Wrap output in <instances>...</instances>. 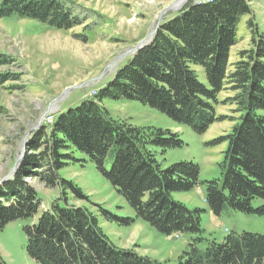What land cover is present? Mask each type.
<instances>
[{"label":"trees","instance_id":"16d2710c","mask_svg":"<svg viewBox=\"0 0 264 264\" xmlns=\"http://www.w3.org/2000/svg\"><path fill=\"white\" fill-rule=\"evenodd\" d=\"M250 13L248 0H189L92 98L60 111L51 124L42 123L30 135L17 169L0 184V229L36 216L23 227L25 251L34 264H166L115 246L93 212L69 203L66 191L83 199L80 189L58 174L74 160L73 151L85 155L135 213L130 218L101 210L105 220L125 226L140 220L162 234L190 236L177 264H263V234L241 231L220 241L205 238L203 210L189 209L173 197L202 185L214 214L224 208L264 213V207L252 204L264 200V33L254 28L251 47L229 61L237 24ZM11 15L58 29L81 23L70 0H0V18ZM195 67L202 69L204 81ZM226 84L240 114L221 138L227 144L220 174L211 180H199V166L192 161L163 167L157 160L153 148L163 152L180 146L178 134L115 119L102 103L137 101L203 133L218 120L217 95ZM30 177L46 188H59L58 197L40 213L41 199L27 181ZM0 264H5L1 256Z\"/></svg>","mask_w":264,"mask_h":264},{"label":"rangeland","instance_id":"374dc122","mask_svg":"<svg viewBox=\"0 0 264 264\" xmlns=\"http://www.w3.org/2000/svg\"><path fill=\"white\" fill-rule=\"evenodd\" d=\"M80 24L58 29L35 19L11 15L0 18V181L9 175L26 141L42 124L47 114L57 118L64 107L77 106L92 98V91L106 84L115 71L131 57L128 49L144 39L157 24L176 14L189 0L174 6L175 0H70ZM251 13L241 16L237 24V42L230 50L229 61L251 47L253 29L264 33V0H248ZM253 26H250L249 22ZM204 81L202 69L195 67ZM232 67H229L231 70ZM226 84L217 95V121L203 133L178 124L160 111L130 100H103L115 119L136 126H154L178 134L182 144L161 151L153 148L163 167L179 161H192L199 166V180L218 178L226 141L240 112L232 100L234 91ZM93 93V92H92ZM69 106V107H68ZM53 119V120H54ZM69 160L58 174L75 184L83 199L67 192L69 203L85 206L93 212L99 226L119 248H132L166 264H177V256L190 236L162 234L146 222L137 220L125 226L105 220L101 210L119 217L134 218L135 213L89 159L70 152ZM108 157L105 167L109 168ZM41 199L40 211L59 195V188H46L37 177L27 178ZM176 200L189 208L202 209V235L220 241L230 232H252L264 235V213L246 214L224 208L214 214L205 200L202 185L186 192L173 193ZM253 207H264L255 199ZM32 219H18L0 229V256L5 264H34L25 251L23 227ZM226 229V231H225ZM264 264V258H263Z\"/></svg>","mask_w":264,"mask_h":264},{"label":"water","instance_id":"95a60500","mask_svg":"<svg viewBox=\"0 0 264 264\" xmlns=\"http://www.w3.org/2000/svg\"><path fill=\"white\" fill-rule=\"evenodd\" d=\"M158 25H156V27L154 28V30H152L144 39H142L141 41H139L136 45H134L133 47H131L130 49H128V53H135L138 49H140L141 47H143L144 45H146L152 38V36L154 35L156 29L158 28ZM23 156V153L21 154L20 158L17 159V161L15 162V164L13 165V167L10 169L9 171V175L4 177L1 181H0V184L5 180L7 179L9 176H11L15 170L17 169L19 163H20V160Z\"/></svg>","mask_w":264,"mask_h":264},{"label":"bare ground","instance_id":"6f19581e","mask_svg":"<svg viewBox=\"0 0 264 264\" xmlns=\"http://www.w3.org/2000/svg\"><path fill=\"white\" fill-rule=\"evenodd\" d=\"M185 1H187V0H175V3H174V6H180V5H182V4H184L185 3ZM93 92V93H92ZM91 92V95L93 96V95H95V91H92ZM53 116L52 115H50V117L49 118H47V121L45 122V123H47V124H51L52 123V121H53Z\"/></svg>","mask_w":264,"mask_h":264},{"label":"crops","instance_id":"0c3cea01","mask_svg":"<svg viewBox=\"0 0 264 264\" xmlns=\"http://www.w3.org/2000/svg\"><path fill=\"white\" fill-rule=\"evenodd\" d=\"M98 88H100V87H98ZM69 107V106H68ZM67 107H64L63 109H61L60 111H64L65 109H66ZM140 254V253H139ZM141 255H143V254H141ZM144 256H147V255H144ZM151 258V257H150ZM153 259V258H152ZM156 260V259H155ZM157 261H160V260H157ZM161 262V261H160Z\"/></svg>","mask_w":264,"mask_h":264},{"label":"built area","instance_id":"2783aa9c","mask_svg":"<svg viewBox=\"0 0 264 264\" xmlns=\"http://www.w3.org/2000/svg\"><path fill=\"white\" fill-rule=\"evenodd\" d=\"M49 117H50V114H47V115L45 116V118H44V121H46V119L49 118ZM225 231H226V229H225Z\"/></svg>","mask_w":264,"mask_h":264}]
</instances>
